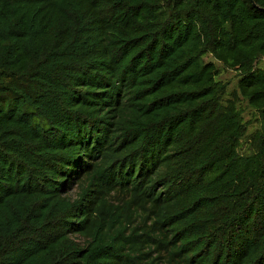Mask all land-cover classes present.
I'll use <instances>...</instances> for the list:
<instances>
[{"label":"trees","instance_id":"16d2710c","mask_svg":"<svg viewBox=\"0 0 264 264\" xmlns=\"http://www.w3.org/2000/svg\"><path fill=\"white\" fill-rule=\"evenodd\" d=\"M263 58L264 0H0V264H264Z\"/></svg>","mask_w":264,"mask_h":264},{"label":"rangeland","instance_id":"374dc122","mask_svg":"<svg viewBox=\"0 0 264 264\" xmlns=\"http://www.w3.org/2000/svg\"><path fill=\"white\" fill-rule=\"evenodd\" d=\"M206 59L217 63V66L221 71L219 78L226 82H229V90L231 92L238 89L239 76L236 70L225 68L220 62H218L215 58H212L210 55H207ZM261 64L264 66V58ZM240 107L243 110L245 120L249 123V132H254L260 126V116L258 111L255 110L242 96L240 98ZM248 146H250V143L245 142L244 147L248 148Z\"/></svg>","mask_w":264,"mask_h":264}]
</instances>
